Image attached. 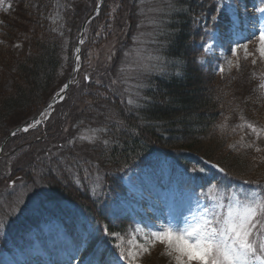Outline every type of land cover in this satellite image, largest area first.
Here are the masks:
<instances>
[{
	"label": "trees",
	"instance_id": "obj_1",
	"mask_svg": "<svg viewBox=\"0 0 264 264\" xmlns=\"http://www.w3.org/2000/svg\"><path fill=\"white\" fill-rule=\"evenodd\" d=\"M61 1L64 4L65 21L62 33L57 34L48 27L54 0H22L18 4L16 0H5V4L11 5L9 11H15L12 14L14 25L8 19L7 23L1 22V26L6 25L3 29L7 41L10 44L19 43L22 49L18 51L16 48L5 47L1 54L0 145L16 126L30 123L61 89L66 78L59 70L61 53L66 49V54H71L81 25L99 3V0H87V7L82 9L81 0ZM130 1L103 0L100 11L87 23L81 52L83 59L86 58L87 46L107 34L111 24V6L116 3L122 4L121 7L130 4L131 8L140 5L136 0H132V3ZM213 1L176 0L174 6L184 8L183 12H170L166 15L162 12L161 27L157 33L161 43L157 49L161 47V54L176 62L174 71L163 76H146L144 86L138 94V102L133 106L125 104L122 107L116 103L115 109L109 103L118 113L119 122L109 124L107 131L103 132L100 139L107 140V146L100 142L93 145L100 165L89 164L84 153L80 151L76 154L70 148L67 135L64 136V121L60 114L61 104L65 100L55 106L54 112L42 126L27 133L17 132L5 146L6 157L2 159L0 156V180L8 181L10 177L8 183L18 184V187L21 185V189L36 187L38 201L51 209L47 218L65 223L69 216L67 211L59 209L58 206L62 203L61 205H74L92 223L93 231L82 246V260H87L92 253L99 255L100 252H104L105 258L110 259L115 250L109 244V236L104 235L103 229L107 227L111 233L123 232L128 228L129 222L126 219L128 223L123 220L118 221L120 223L110 221L104 210L107 201L104 192L124 194L121 176L129 167L152 166L154 159H163L178 164L183 172L195 176L202 186L211 183L218 184L221 188L230 186V190H264V162L260 159L264 153L242 147L251 141L252 136L246 135L241 141V136L247 130L242 132L237 127V118L231 120L235 119L236 109L240 110L231 93L235 73L215 74L210 56L198 45L205 40L203 27L214 26L210 20L216 7ZM118 8L119 6L117 10ZM136 11L137 9L133 12ZM134 13L131 17H134ZM193 16L205 19L197 20L196 23L192 20ZM225 16L226 13L223 12L220 25L227 22ZM199 21H204V25L200 26ZM130 23L131 35L138 31V23L135 19ZM3 29H0V34ZM101 29L106 33L98 35ZM176 73L180 75L177 76ZM6 80L10 81V86L4 88ZM98 86L93 81L87 82L84 79L79 84L78 93L97 101L100 99V95L96 93ZM69 94L68 91L64 99ZM250 99L251 96L245 98V106ZM254 99L253 105L249 106L250 111L253 106L258 108L259 101L264 106L261 96L256 94ZM256 107L254 111L257 110ZM226 117L227 128L221 132L217 126ZM233 128L237 130L233 132ZM229 145L236 147L231 149ZM11 153L12 158L8 159ZM74 159L79 161L78 165L73 164ZM198 159L219 164L227 175L205 167ZM66 165L72 166L71 172L65 170ZM193 167L204 168L206 172L193 173ZM85 169L88 170L87 173ZM85 175L87 179H84ZM90 175L102 177L98 184L102 186L103 194L96 193ZM244 180L251 183L244 184ZM11 184L9 188H12ZM14 217L12 212L6 214L2 211L0 215V220L9 227L11 235L13 233L10 228H16L15 223L13 225ZM44 220L45 216L39 222ZM28 226L33 225L29 224L24 228ZM70 235L77 243L76 236L71 232ZM103 245L107 247V251Z\"/></svg>",
	"mask_w": 264,
	"mask_h": 264
},
{
	"label": "rangeland",
	"instance_id": "obj_2",
	"mask_svg": "<svg viewBox=\"0 0 264 264\" xmlns=\"http://www.w3.org/2000/svg\"><path fill=\"white\" fill-rule=\"evenodd\" d=\"M16 1L18 4V1L20 2L22 0ZM81 1L82 3H80ZM81 1H79L80 4H83L81 8L85 9L88 5V1ZM133 1L131 0L129 3ZM136 1L140 3V5L137 7L134 6L135 3H133L132 6H134V8H131L130 4L121 7L122 4L120 5L119 3L111 6V15L109 19L111 24H109L108 32L101 40L92 42L87 46L85 59H83L81 54L83 46V44H81V49L78 53L80 61L78 64L75 63L79 71H75L72 84L65 92V96L68 91L70 94L66 99H64V96L63 99L58 102L59 104L65 100L61 104L60 114L64 121L63 132L64 136L67 135L68 144L70 140L74 141V143L69 144L70 148L75 151L76 154H79L78 152L80 151L84 153L87 162L94 166L100 165V160L97 158L96 150L93 147L94 144L80 140L79 137L89 136L92 130L97 129H105L104 132H106L109 124L119 122L118 113L115 111L116 103L124 107L125 104L128 105L127 100L129 98L134 99L137 103L138 94L144 86L146 76L151 74L166 75L173 72L176 65V62L166 59L161 54V47L157 49V46L161 43L158 38L160 35L157 33L159 32L158 29L161 27V15L163 14L154 12L152 9L162 8L166 15V13L170 12H183L184 8L174 7V10H169L168 0ZM174 1L176 3V0H171V3L174 4ZM213 2L216 4V0ZM79 3L73 4L78 6L80 5ZM21 4L23 5V3ZM228 4H232V9L227 7ZM260 5L261 0H223L221 8L227 12L225 16L227 17V22L221 24L218 28L216 26H212L211 28L203 27L205 40L199 42L198 45H200L202 49L203 46L212 45V51L206 54L211 58V64L215 74H219L217 66L220 64H224L226 69L225 72L235 73L233 74L235 76V83L233 84L231 93L235 105H237L238 108L240 106V110L236 109L234 113L235 119L232 118L231 120H236L237 118V122L240 124L242 123L240 116L243 115L247 121L257 126L264 127V106L260 104L262 101L258 102V108L253 106L254 108L256 107L257 110L254 111L253 107L252 111L249 109V106L251 107L255 101V95L258 94L259 97L261 96L258 91V86L262 82L260 77L261 74L264 73V63L258 62L257 65H252V58L249 57L247 60H244V53L241 49L239 51L240 68L237 69L235 67V58H231L229 52V47L233 46L232 41L238 38L235 33L229 31L231 27L229 21L231 20L232 11H239L240 18L245 22L243 28L244 34L250 35L255 26H257L261 20H264V17H261L255 11V8ZM21 6L20 8H22ZM117 6H119V11L117 10ZM63 8L64 4L61 0H54L52 13L48 20V27L52 32L57 34H61L64 28L63 22L65 20L63 18ZM135 9H137L136 13L133 12ZM9 10L8 5L2 7V13L0 14V29L6 27V25L2 27L1 22L5 23L8 19L12 21L14 25L12 14L15 11L12 10L10 12ZM9 12L10 14L7 15ZM133 13L134 17H131ZM133 19L138 23V31L130 35V21ZM200 19L205 18H200L199 16L196 18L193 16L192 18L196 23L197 20ZM153 20L158 22V27L153 23ZM199 25L203 26L204 21H199ZM84 32L82 39L85 35ZM5 33L3 29L2 34H0V59L2 58V50H4L5 47L16 48L18 51L22 49L21 45L17 42H12L10 44V41H7L8 38ZM104 33L106 32H102L101 29L97 34L103 35ZM78 35L71 54L67 55L66 49L63 50L61 53L62 55L60 54L61 66L59 70L65 75V81L68 80L75 66V46ZM67 42L68 41H65V43ZM16 45H20V47H16ZM254 48L255 44L249 45L250 50H254ZM149 56L161 58L164 61V65H158L150 72H143L140 67L141 64L155 63V59L152 61L148 60ZM227 58H231L234 61V66L231 70H228L225 62ZM122 68L127 71L122 73ZM85 75L89 77L90 81L99 85L96 90V93L100 95L99 100L94 101L82 97L78 93L79 84L84 80ZM125 77H127V79ZM113 81H115V83H113ZM4 83V88L10 86V81L6 80ZM65 83L66 82H64L63 86ZM137 84L141 86L135 87ZM61 89L57 93H59ZM57 93L47 104L55 98ZM199 96H202L201 92ZM247 96H251V99L247 106H245V98ZM103 99L109 100L104 101ZM109 103L113 105L115 109L110 106ZM23 116L25 117L27 115ZM18 127H22V125H18L12 129L1 143L0 147L3 145V151L0 154L2 159L6 157L4 148L13 137L11 133L13 131L16 133L21 132L19 130L17 131ZM97 135L101 138L103 133L97 132ZM249 136L251 137L250 133ZM258 143L261 147H264V141ZM15 151H18V149ZM2 154L4 155L2 156ZM11 155H13V153L8 157ZM11 158L12 156L8 159ZM168 164V161L154 159L153 166L129 168L122 174L121 184L125 190L124 195H122V193L118 195L112 192H104L107 200L105 201L104 209L110 221L115 223L123 220L128 223L126 220H131L130 226L126 230L124 229L123 232H115L119 234L120 239L117 240L111 236L108 237L109 244L115 250H113L115 256L119 255V250L114 246L116 243H122L125 249H127L135 245L138 240L143 242L144 232H136L137 228H144L145 226L151 228L155 224L166 222L172 217L181 214L186 215L189 214L191 210H197L198 196L200 197L201 205L206 203L204 197L201 195L202 192L207 191L209 195L213 197L218 195L215 189H209L207 186L200 191L199 188H196V186L194 187V185H197L195 178L188 177V175L184 176L180 173V169L172 172V167ZM1 165H3V162H1ZM91 175L90 179L93 182L96 193L103 194L102 186L98 184L99 182L101 183L102 177ZM10 180V177L8 181L0 180V215L2 211L6 214L10 212L14 213L15 217L13 219L15 220L13 221V225L15 223L14 226L16 228H10L13 235L9 234V227L6 225L4 229L0 230V264H80V261H78V250L65 234L62 224L53 219L44 223L41 221L39 222L40 218L46 216L51 209L47 204L38 201L35 191L36 187L30 186L26 187L27 189H21V185L18 187V184L8 183ZM13 181L15 182V179ZM9 184H11L12 188H9ZM13 184L14 186H12ZM232 191L236 194L251 191L257 192V190L237 188L230 190L228 194H231ZM61 204L58 206L59 209H62L61 211H67L69 218L75 217L73 218L75 219L74 232L77 237L82 235V230H84L85 233L90 232V223L80 215L79 210L74 205ZM67 223L69 225L72 221L67 220ZM29 224L37 228L35 230H30L23 241L19 235L32 227L28 226L24 228ZM103 247L104 249L107 248L104 245ZM162 253L163 246L157 244L155 249L151 252V255L144 256L138 264H169V259ZM112 264H126V262L117 260L113 261Z\"/></svg>",
	"mask_w": 264,
	"mask_h": 264
},
{
	"label": "snow or ice",
	"instance_id": "obj_3",
	"mask_svg": "<svg viewBox=\"0 0 264 264\" xmlns=\"http://www.w3.org/2000/svg\"><path fill=\"white\" fill-rule=\"evenodd\" d=\"M223 0H216V7L213 9V14L210 20L214 26L219 27L223 20V12L221 5ZM5 0H0V8L4 7ZM11 8V5H8ZM174 4L168 0L169 10H174ZM227 7L232 9V4ZM152 11L162 13V8H154ZM255 11L264 17V0H261V5L255 8ZM153 23L158 27L157 21ZM229 31L236 34L238 37L232 41L229 47L231 58H235V67L240 68L239 51L242 49L244 60L251 57V64L264 63V20H261L255 26L250 35L244 34V21L239 16V11H232ZM84 44V40L79 41ZM250 44H255L254 50L249 49ZM20 47V45H16ZM80 49L76 48L75 52L79 53ZM212 51V45L203 46V52ZM231 58L226 59L228 70L234 66V61ZM155 59V63L141 64L143 72L147 73L154 70L158 65L163 66L164 61L159 58L148 57L149 61ZM75 61L78 64L80 56L76 55ZM218 73L223 75L226 71L224 64L217 66ZM74 71H79V68H74ZM126 69H121L125 73ZM177 76L180 73H176ZM127 79V77H125ZM87 81L89 77L85 75ZM261 83L258 86V91L261 97L264 98V73L261 74ZM115 83V81H113ZM140 84L135 87H140ZM69 85L65 84L61 92H65ZM58 99H63L60 93H57ZM129 106L136 104L132 98L127 100ZM138 107V105H136ZM54 111V105L49 103L47 108L39 114L38 118H34L30 123H25L19 131L27 133L30 129H34L47 120L51 112ZM227 117L224 122H221L217 127L223 132L227 128ZM240 123L237 127L243 132L241 141L244 136H252L250 142L245 143L242 147L253 149L256 153H264V147H261L258 142L264 141V127L257 126L249 122L243 115L240 116ZM237 129L233 128L235 132ZM105 129L92 130L89 136H80V140L87 143L95 144L103 143L107 146V140H101L97 132L103 133ZM12 136L17 133L13 131ZM69 143H74L70 140ZM63 147V146H61ZM236 145H229V148L235 149ZM264 162V156L260 157ZM73 164H79L78 160H73ZM220 173L227 175L226 170L219 164H212ZM66 171L71 172L72 166L66 165ZM85 169V173H87ZM204 168H192L193 173H203ZM84 179H87L85 175ZM79 183V180L77 181ZM244 184H250L248 180L243 181ZM14 186V184L12 185ZM257 187H260L257 185ZM209 189H215L217 196H210L207 191L202 192L206 203L200 204V197H197V210H191L189 214H181L170 218L163 223H157L153 227L137 228L136 232H144L143 242H138L125 249L122 243H116L114 246L119 250V255H113L110 259L105 258L104 252H100L97 258L91 264H112L113 261H125L126 264H138L139 261L146 255H151L156 245L163 246V255L169 259V264H264V190L261 192L251 191L236 194L234 191L228 194L230 186L221 188L218 184H209ZM39 195V193H37ZM5 222L0 220V230L4 229ZM105 236H111L114 239H120L119 234L109 232L107 227L103 229ZM131 243V242H129ZM107 251V249L105 250Z\"/></svg>",
	"mask_w": 264,
	"mask_h": 264
},
{
	"label": "bare ground",
	"instance_id": "obj_4",
	"mask_svg": "<svg viewBox=\"0 0 264 264\" xmlns=\"http://www.w3.org/2000/svg\"><path fill=\"white\" fill-rule=\"evenodd\" d=\"M94 16H95V11L93 10V11H92V12L86 17V19H85V21L83 22V24H84V23L86 22V20L88 19L87 22L85 23V26H86L87 23H88V22H89ZM83 24H82V25H83ZM82 25H81V28H82ZM81 28H80V29H81ZM77 44H78V43H76V46H75V47H77ZM75 49H76V48H75ZM75 63H76V62H74V64H75ZM59 93L61 94L62 92L60 91ZM64 96H65V94L63 95V97H64ZM56 98H57V95L55 96V98H54L50 103L53 104V105H54V104L57 105L58 102H60L61 99H59L58 101H55ZM54 101H55V103H54ZM47 106H48V104H47L45 107H47ZM45 107H44V108H45ZM23 126H24V125H22V127H23ZM19 128H20V127H18L17 131L19 130ZM30 130H31V129H30ZM30 130H29V131H30Z\"/></svg>",
	"mask_w": 264,
	"mask_h": 264
},
{
	"label": "water",
	"instance_id": "obj_5",
	"mask_svg": "<svg viewBox=\"0 0 264 264\" xmlns=\"http://www.w3.org/2000/svg\"><path fill=\"white\" fill-rule=\"evenodd\" d=\"M100 5H101V2H100ZM99 5V6H100ZM99 6L95 9V12L99 9ZM88 20V19H87ZM87 20H86V22H87ZM85 22V23H86ZM85 23L82 25V28H81V33H80V36H79V40H80V38H81V34H82V32H83V28H84V26H85ZM76 48H80V44L78 43L77 44V47ZM78 54V53H77ZM73 73H74V70L72 71V74L70 75V77H69V79H68V81H67V83L66 84H68L69 86H70V84H71V78H72V75H73ZM69 88V87H68ZM65 94V92H62L60 95L63 97V95ZM59 99L58 98H56L55 99V101H58ZM55 101H54V103H55ZM4 144V143H3ZM2 149H3V145L1 146V148H0V153H1V151H2Z\"/></svg>",
	"mask_w": 264,
	"mask_h": 264
}]
</instances>
